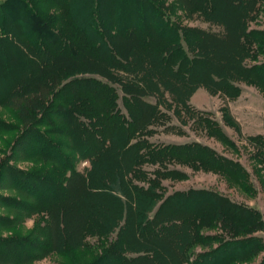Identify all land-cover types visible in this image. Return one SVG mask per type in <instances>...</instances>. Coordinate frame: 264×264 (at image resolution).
I'll use <instances>...</instances> for the list:
<instances>
[{
    "label": "trees",
    "instance_id": "1",
    "mask_svg": "<svg viewBox=\"0 0 264 264\" xmlns=\"http://www.w3.org/2000/svg\"><path fill=\"white\" fill-rule=\"evenodd\" d=\"M109 1L106 19L100 0L0 1V108L13 112L21 129L11 147L30 136L42 148L25 157L46 161L44 170L32 173L0 165L8 178L22 181L14 188L32 198L21 204L5 199L7 207L40 217L22 239L0 240V264H27L48 253L62 258L57 264H233L263 249L260 240L246 236L261 225L256 211L204 190L161 194L163 179L183 175L164 168L171 162L245 187L247 176L237 163L197 143L158 146L148 139L169 113L193 118L188 102L199 87L227 98L233 83L243 81L264 92V63L243 64L252 59V48L264 54V30H247L264 0H235L242 9L234 31L238 55L235 69L223 77L201 63L204 42L227 36L214 16V0H175L172 6ZM180 8L186 19L218 30L171 21ZM118 41L130 49L119 52ZM197 66L205 80L195 77ZM217 129L213 136L224 139ZM80 160L89 165L82 172L75 168ZM93 200L106 201V210H96ZM217 222L232 236L201 234ZM211 241L217 246L192 253L197 243Z\"/></svg>",
    "mask_w": 264,
    "mask_h": 264
},
{
    "label": "rangeland",
    "instance_id": "2",
    "mask_svg": "<svg viewBox=\"0 0 264 264\" xmlns=\"http://www.w3.org/2000/svg\"><path fill=\"white\" fill-rule=\"evenodd\" d=\"M162 1L168 6H172L175 3V0ZM234 3L235 0H214V16L226 25L227 36L221 41H205L202 49V67L222 77L230 75L231 71L235 69L236 56L238 55L234 31L239 25L242 9L234 6ZM110 7L109 0H100L99 11L102 18L106 19ZM75 19L80 22L79 17ZM170 19L186 27H195L203 30L210 29L214 32L218 30L198 18L186 19L181 8L176 10L173 15H170ZM247 30H264V8L260 7L256 16L248 22ZM117 44L120 48L119 52L131 47L130 43L124 45V43L118 41ZM252 50V59H246L243 64L252 66L264 63V54L259 53L255 49L254 52ZM131 52L133 53L132 49ZM195 73V77L198 80H205L201 67L197 66ZM189 83L180 84L184 88ZM232 87L234 89L232 92L233 96L227 98L218 93L209 94L201 87L197 88L193 92L194 95L192 94V99L191 95L188 102L190 108L194 111L193 118L182 117L181 120H178L169 113V119L164 120V122L161 121L162 125H159L158 122L151 127L154 133L148 140L158 146L197 143L207 147L217 155L237 163L242 168L243 174L247 176L248 183L245 184V187H239L233 181L217 173L200 169L195 170L186 165L171 162L164 165V168L176 170L183 175L178 179H163L161 181L163 188L161 194L166 196L176 191L204 190L223 196L236 205L256 211L259 219L258 224L261 225L248 232L246 236L260 240L261 246H264V92L256 86L243 81L234 82ZM118 96H121L120 92H118ZM147 100L153 102L151 98ZM225 109H227L228 115H226ZM0 123L7 124L12 128V130L7 129L5 125L0 127V165L4 162L5 166L14 168L22 173H32L37 169L44 170L46 161L25 157L30 150L37 149L40 146L36 145V141L32 137L25 136V138L21 139L20 145L15 148L11 147L16 140L15 138L21 133L16 115L5 108H0ZM215 124L216 129L218 127L217 130L222 132L224 139L219 140L213 136L216 133ZM39 130L46 132L47 129L40 127ZM113 147L117 153L116 145ZM88 166V162L85 160H80L75 164V168L79 172H82ZM114 167L119 169L120 165L115 164ZM155 168L148 166L146 170L150 171ZM4 173L5 171L3 170L0 172V240L10 237L22 239L31 233L40 217L36 214L28 215L26 211L21 209V206L19 208L13 205L10 208L7 207L8 203L4 201L5 199L21 204L24 201L30 202L32 198L25 197L14 188L16 185H21L22 181L8 178ZM102 175L110 177V175L105 173H102ZM45 190L46 188L43 189V191ZM35 193L39 194V191H35ZM46 196L49 197V193ZM58 196L56 192L50 193L52 198H58ZM84 202L88 201L84 200ZM106 204V201L103 200H93L92 203L95 209L100 212L106 210ZM39 226L42 227L41 222ZM212 226L215 227L203 228L201 234L211 237L219 236L224 240L232 236V233L224 231L220 223L217 222ZM66 234L68 237L72 235V227L69 224ZM85 241L88 244H94L95 242L93 238H87ZM215 246H217V243L213 241L210 243H197L192 253L196 255ZM3 253L4 250H0V254ZM262 258H264V248L246 256L242 260L235 261L233 264H257ZM61 261L62 258L58 254L48 253L27 264H57Z\"/></svg>",
    "mask_w": 264,
    "mask_h": 264
},
{
    "label": "crops",
    "instance_id": "3",
    "mask_svg": "<svg viewBox=\"0 0 264 264\" xmlns=\"http://www.w3.org/2000/svg\"><path fill=\"white\" fill-rule=\"evenodd\" d=\"M193 95H194V94H193ZM193 95L191 96V99H192Z\"/></svg>",
    "mask_w": 264,
    "mask_h": 264
}]
</instances>
